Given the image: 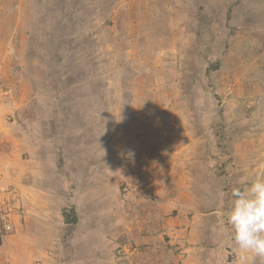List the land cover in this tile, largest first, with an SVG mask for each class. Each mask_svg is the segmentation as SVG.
Instances as JSON below:
<instances>
[{
    "label": "rangeland",
    "instance_id": "rangeland-1",
    "mask_svg": "<svg viewBox=\"0 0 264 264\" xmlns=\"http://www.w3.org/2000/svg\"><path fill=\"white\" fill-rule=\"evenodd\" d=\"M0 172L29 218L0 264H240L226 214L264 176V0H0Z\"/></svg>",
    "mask_w": 264,
    "mask_h": 264
},
{
    "label": "clouds",
    "instance_id": "clouds-1",
    "mask_svg": "<svg viewBox=\"0 0 264 264\" xmlns=\"http://www.w3.org/2000/svg\"><path fill=\"white\" fill-rule=\"evenodd\" d=\"M231 196L226 214L231 242L240 252V264H249V256L264 257V176L232 188Z\"/></svg>",
    "mask_w": 264,
    "mask_h": 264
},
{
    "label": "crops",
    "instance_id": "crops-1",
    "mask_svg": "<svg viewBox=\"0 0 264 264\" xmlns=\"http://www.w3.org/2000/svg\"><path fill=\"white\" fill-rule=\"evenodd\" d=\"M10 162L12 163V166L18 171V172H20L21 171V167L20 166H17L15 163H13V162H15L13 159L12 160H10L9 159V161L7 162V163H9V165L6 163V165H4V166H2L1 167V169H5V170H7L8 169V167L10 166ZM8 165V166H7ZM8 172V171H7ZM15 172V171H14ZM13 172V173H14ZM5 173V172H4ZM0 174H1V172H0ZM8 176V178L6 179V177ZM7 176H5V177H2V178H0V209H2V210H7V208H11V205L13 204L14 205V203H10L11 201V199H9L10 198V194L12 193L11 192V187H10V184H11V182H9V181H11L12 180V178H11V176L10 175H7ZM23 178V177H22ZM15 180V179H14ZM14 180H12V182L16 185V186H18L21 190H27L28 188V186H24V187H21L19 184L17 185V183H15L14 182ZM14 190H16L15 188H13ZM6 193V194H5ZM11 209H13V208H11ZM17 210V211H16ZM15 211H14V209H13V216L11 217V221H12V231H11V236H12V240H13V243H14V246L16 247L17 245H18V240H19V233H20V231L22 230V227L23 226H25V224H27V222L29 221V218H28V215L27 214H25L24 215V213H23V211L22 210H20V209H16ZM21 213L22 215H19V213ZM47 212L48 211H44V213L46 214V216H48L47 215ZM50 213V212H49ZM20 219H21V221H20ZM55 219V218H54ZM57 220V219H56ZM47 223V222H46ZM43 224H44V226H45V222H43ZM50 230V229H49ZM44 231L46 232V230L44 229ZM1 239V238H0ZM4 245V244H3ZM3 245L1 244L0 245V247L2 248L3 247ZM18 247V246H17ZM18 249L19 250H21V251H18V250H15V252H12V253H14V254H19L20 252H23V249H21V248H19L18 247ZM27 249V248H26ZM26 253H28V249L25 251Z\"/></svg>",
    "mask_w": 264,
    "mask_h": 264
},
{
    "label": "built area",
    "instance_id": "built-area-1",
    "mask_svg": "<svg viewBox=\"0 0 264 264\" xmlns=\"http://www.w3.org/2000/svg\"><path fill=\"white\" fill-rule=\"evenodd\" d=\"M12 231V221L9 213L0 209V238L10 234Z\"/></svg>",
    "mask_w": 264,
    "mask_h": 264
},
{
    "label": "trees",
    "instance_id": "trees-1",
    "mask_svg": "<svg viewBox=\"0 0 264 264\" xmlns=\"http://www.w3.org/2000/svg\"><path fill=\"white\" fill-rule=\"evenodd\" d=\"M62 218L64 224L75 225L77 223V216L74 208H71L69 211H62Z\"/></svg>",
    "mask_w": 264,
    "mask_h": 264
}]
</instances>
